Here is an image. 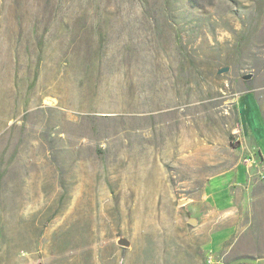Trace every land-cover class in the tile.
Masks as SVG:
<instances>
[{"label":"rangeland","instance_id":"374dc122","mask_svg":"<svg viewBox=\"0 0 264 264\" xmlns=\"http://www.w3.org/2000/svg\"><path fill=\"white\" fill-rule=\"evenodd\" d=\"M248 94L264 120V0H0V264H211L261 245L262 162L237 218L203 201L260 160L240 154Z\"/></svg>","mask_w":264,"mask_h":264},{"label":"crops","instance_id":"0c3cea01","mask_svg":"<svg viewBox=\"0 0 264 264\" xmlns=\"http://www.w3.org/2000/svg\"><path fill=\"white\" fill-rule=\"evenodd\" d=\"M240 109L244 142L240 147L242 157H248L251 152H257L260 160L256 164L246 165L240 160L230 170L211 178L204 189V203L210 208L213 216H221L228 219L238 217L249 205L248 194L253 188L255 177L260 172L261 162L264 165V120L258 105L251 94L241 98ZM252 105L257 107L258 116L254 115ZM253 180V181H252ZM240 216V215H239ZM228 228L212 233L211 249L218 252L223 245L234 236L235 226L230 223ZM261 245H239L230 250V258L219 264H264V238ZM216 246V247H215Z\"/></svg>","mask_w":264,"mask_h":264},{"label":"water","instance_id":"95a60500","mask_svg":"<svg viewBox=\"0 0 264 264\" xmlns=\"http://www.w3.org/2000/svg\"><path fill=\"white\" fill-rule=\"evenodd\" d=\"M229 71V68H224L219 71V74H223ZM252 78V75H246L244 76V80H250ZM119 244L123 247H127L129 245L128 240L122 239L119 241Z\"/></svg>","mask_w":264,"mask_h":264},{"label":"built area","instance_id":"2783aa9c","mask_svg":"<svg viewBox=\"0 0 264 264\" xmlns=\"http://www.w3.org/2000/svg\"><path fill=\"white\" fill-rule=\"evenodd\" d=\"M256 162V160L255 159H253V158H248V159H245V164L246 165H251V164H253V163H255ZM211 264H219V263H216V262H211Z\"/></svg>","mask_w":264,"mask_h":264},{"label":"bare ground","instance_id":"6f19581e","mask_svg":"<svg viewBox=\"0 0 264 264\" xmlns=\"http://www.w3.org/2000/svg\"><path fill=\"white\" fill-rule=\"evenodd\" d=\"M168 238V237H167ZM169 243V242H168Z\"/></svg>","mask_w":264,"mask_h":264}]
</instances>
